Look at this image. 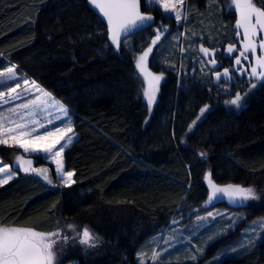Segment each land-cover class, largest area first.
Segmentation results:
<instances>
[{
	"label": "trees",
	"instance_id": "obj_1",
	"mask_svg": "<svg viewBox=\"0 0 264 264\" xmlns=\"http://www.w3.org/2000/svg\"><path fill=\"white\" fill-rule=\"evenodd\" d=\"M142 10L156 21L137 33L141 38H152L161 20L175 27L174 17L159 7H146L143 0ZM189 10L188 24L207 18L219 44L234 35L237 12L226 0H189ZM8 61L74 114L78 136L63 154L74 183L52 187L19 173L0 185V226L61 231L57 264H141L138 252L148 238L164 230L183 205L196 208L208 199L209 177L216 186H252L259 198L208 249L264 216V81L234 75V93L226 95L204 75L181 84L174 69L151 62L167 75L148 120L135 57L112 45L106 20L89 0H0V68ZM237 92L239 109L225 103ZM19 152L0 144V156L10 163ZM85 228L98 237L96 247L80 242ZM190 263L264 264V240L221 261L207 255L159 264Z\"/></svg>",
	"mask_w": 264,
	"mask_h": 264
},
{
	"label": "rangeland",
	"instance_id": "obj_2",
	"mask_svg": "<svg viewBox=\"0 0 264 264\" xmlns=\"http://www.w3.org/2000/svg\"><path fill=\"white\" fill-rule=\"evenodd\" d=\"M169 2H175V0H169ZM226 2L229 10H235V6L232 3V0H226ZM154 6L159 7L164 15L173 16L175 19L174 11L170 10L169 12H165L164 8L159 4H156ZM176 10L181 12L182 19L180 21H177L175 19V27L161 20L160 23L153 28L152 38H150L148 34L144 38H141L140 34H136L127 41V46H125L122 39V43L120 46L125 47L135 57L136 63L138 56L142 54V52L146 50L148 46H151V40L155 38L156 30L161 26H166L167 30L163 32V34L161 35V39L157 42V44L155 46H152L153 52L149 54L147 60L148 71L153 73L154 75H159L162 77L159 81V84L157 85L158 91H156V99L152 104L151 109H149L147 105L149 113L148 120L154 112L155 105L162 91V83L166 80L167 75L163 71L156 70L151 62L155 63L159 61L164 67L174 69L178 73L181 84H184L183 81H192L194 78L200 75H204L205 78L208 79L209 84L215 83L219 85L222 93L227 95L233 94L235 88L232 84V80L235 76L232 75V71L230 69H237L242 65L244 66V69L247 67L251 70V67L255 66L256 58L264 54L261 52L258 43L260 39H264V32H260L258 30L256 37V53L252 54L251 52H249L247 54L248 59H244V57L240 56V51H243L245 40L243 38V28L237 27V22L240 19L239 12L237 10H235L237 12V20L235 22L234 35L230 37V39H228L230 41L226 44H219V39L215 38V31L213 30L212 22L207 18L202 17L201 22L197 24L194 20H192L191 25L193 26L188 24V20L191 17L189 10V0H183V5L177 3ZM206 12L207 9L203 10L200 16H202ZM254 22L255 21L253 20V23ZM135 39H137L136 42ZM229 46H233L236 50L232 53H229ZM202 47L209 49L208 55H205L200 51ZM229 57L232 60L231 62L227 59ZM236 57L240 58V65L236 64ZM212 59L216 60L215 65L210 62ZM218 64L221 67V70H217ZM13 65L15 66L14 71L16 73L20 87L16 86V80H7L8 74L6 72V69ZM225 69L229 70L230 79L229 77L223 76ZM257 71L259 72L261 70L257 68ZM217 72L221 74L220 80H217ZM0 73L5 74V80L7 84L10 85V87H0V92L4 93V96L0 97V115L6 116L9 118V120L16 121L17 123H24L26 125L25 130L28 131L31 136H34L36 134L31 132V129L33 127H37V130L40 134H44L46 128L47 130L55 131L56 126L65 129L71 127L72 132L66 133L65 140L69 136L72 137V143L76 140L78 133L74 128V114L62 100L58 99L55 95H53V93H51L39 82H37L34 78H31L28 74L22 72L16 66V64L11 61H8L3 67L0 68ZM138 73L142 82V93H144V91L149 88V81L145 79L144 75L140 73L139 69ZM25 78H27V84L24 83ZM248 79H250V81L255 84H259L260 82L264 81L263 79L257 77H249ZM33 81H35V84L38 85L39 88L43 89L45 92L50 93L51 97L55 101L63 104L68 109V117L71 120L70 124L66 122L62 123L60 119H57L56 117L60 116L61 114L50 106L47 107L46 111H40L35 116L28 115V112L30 110L35 109L37 105L41 104L47 99L32 87ZM10 88H15V92L11 93V95L18 98L11 100L9 99ZM37 96H40L41 100L37 101V105L31 104L30 101L35 99ZM143 98L147 103V98L144 95ZM23 104H29V108L25 109L19 107ZM13 109H15V112L12 111ZM21 116L23 117V121L20 120ZM31 120L37 121L38 124L45 125L46 128L38 127V124L30 123L29 121ZM49 120H52L54 123H49ZM5 127L15 128V124L5 123ZM18 131L20 130L18 129L17 132ZM5 138L9 139V143L4 145L14 146L20 149V152L15 155L13 162L11 163L4 160L0 156V166L5 167L6 172H14V177L18 176L19 173L33 174L41 178L44 182L52 187L64 185L61 182L60 178L57 176V166L55 164V161L52 160L50 156L48 157V159H45L44 156L47 154L43 152H25L23 148H20L15 142L12 141V139L10 138V134H5ZM21 142L27 143L31 147L30 139L28 137L21 138ZM47 143H49V141L47 140L40 141L39 145H45ZM63 143L64 140H61V144ZM71 144H69L68 146H70ZM59 147L60 145H57V148ZM63 154L64 152L62 153L63 170L65 172H72V179L74 181V171L66 168ZM17 157H22L23 161L31 160V168H37L41 170L47 169V175L52 183H48V181L43 178V175L37 172L23 171V168L29 167V165L27 163H22V161H18L16 159ZM5 175L6 173H0V178H3ZM216 187L224 188L227 186ZM216 195L218 197L217 201L207 207L204 206V203L208 201V199L203 203L202 206L196 208H189V206L183 205L164 230L148 238L142 245L138 252V259L141 264L170 263L172 261L185 260L186 256L191 257L190 259H193V257L195 256L197 259V257L207 255L212 256V258L216 261H221L225 257L242 255L246 251L253 248L258 242L264 240V223H261L264 222L263 216L248 222L241 232V235L229 238L227 241L218 246V248L208 249L215 238H218L229 231H233V229L236 228L237 224L242 219H244L247 214V210L245 209V207L252 202V199H249L241 203L239 198H237L234 202L228 195L219 192H217ZM209 196H213L212 188ZM220 202L226 203L227 206L221 207L219 205ZM254 224L256 225V227H252ZM154 253L158 255L154 256ZM74 263L75 262H69L67 264ZM55 264H57L56 254Z\"/></svg>",
	"mask_w": 264,
	"mask_h": 264
},
{
	"label": "snow or ice",
	"instance_id": "obj_3",
	"mask_svg": "<svg viewBox=\"0 0 264 264\" xmlns=\"http://www.w3.org/2000/svg\"><path fill=\"white\" fill-rule=\"evenodd\" d=\"M89 3L94 6L95 9H98L99 14L102 15L103 19H106L108 33L110 36L111 43L116 46V49H119L122 43L121 37H123V43L127 46V41L135 36L138 32L146 30L148 27H151L153 22V17L151 15L142 14L140 11V0H89ZM177 3L183 5V0H175V2H169V0H145V6L150 7L156 4H159L164 8L165 12L174 11L175 19L180 21L182 19V14L180 11L176 10ZM232 3L235 6V10L239 12L240 19L237 22L238 28H243V38L245 40L243 51H240V56L244 59H248V53L251 52L255 54L257 51V32H264V0H232ZM260 6H257V5ZM253 20L255 21L253 23ZM166 26H161L155 32V38L151 40V46H148L146 50L140 54L136 60V68L139 69L140 73L144 75L145 79L149 81V88L144 91L143 95L147 98V105L151 109L152 104L156 99V91H158L157 85L161 80V76L154 75L149 72L147 69V60L149 54L153 52V47L161 39V35L165 32ZM259 48L261 52L264 53V39L259 40ZM233 46H229L228 52L232 53L235 51ZM201 52L205 55L209 54L208 48H201ZM213 65L216 64V60L212 59L210 61ZM237 65L241 64L239 57L235 58ZM15 66L8 67L6 72L8 74L7 80H16L17 87H20L19 81L17 80L16 73L14 71ZM259 68L261 71H257ZM251 77L264 78V54L260 55L255 60V66L251 67ZM217 80L221 79V74L217 72ZM223 76L229 77V70L225 69ZM230 79V77H229ZM24 83L27 84V78H25ZM9 86L5 80V74L0 73V87ZM255 84H252V87H255ZM264 87V83L261 84ZM32 87L42 94L43 97L47 98L41 104L37 105V101L41 100L40 96H37L35 99L30 101L31 104L37 105L35 109H32L28 112L29 116H35L40 111H46L47 107L54 108L61 115L57 116V119H60L62 123H71L70 118L68 117V109L58 101H55L51 94L45 92L43 89L39 88L35 84V81L32 82ZM27 91V90H26ZM15 92V88H10L9 99H16L18 97L12 96L11 93ZM247 95V94H245ZM4 96L3 92H0V97ZM242 96L239 92L236 93L235 97L229 101H225L227 105H234L236 108L243 107L241 103ZM19 107L28 109L29 104H23ZM208 110V105H205L200 109V114L203 115L205 111ZM15 112V109L12 110ZM200 119V116H197L196 120L189 125V131L192 130V127L196 124L197 120ZM20 120L23 121V117H20ZM33 124H38L37 121H29ZM5 123L15 124V128L5 127ZM49 123H54L52 120H49ZM38 127H45L43 124H38ZM20 130L17 132V130ZM26 125L24 123H17L16 121L9 120L8 117L0 115V144H8L9 139L5 138V134H10V138L15 142L20 148H23L25 152H43L47 155L44 156L45 159H48L50 156L56 164V173L60 178L61 182L68 186L74 183L72 177V172H65L63 170L62 163V153L72 143V137L69 136L65 140L66 133L72 132L71 127L67 129L56 126L55 131L47 130L44 134H40L37 130V127H33L31 132L36 133L34 136H31L28 131L25 130ZM28 137L30 139L31 147L27 143L21 142V138ZM49 141L45 145H39L40 141ZM61 140H64V143L61 144ZM57 145H60L57 148ZM201 156H206V153H201ZM22 163H27L29 167L23 168V171H33L43 175V178L52 183L47 175V169H37L31 168V160L23 161L22 157L16 158ZM0 173H6L3 178H0V185L8 183L9 180L14 178V172L7 171L5 167L0 166ZM209 185L213 189V196L219 192L224 193L230 197L234 202L239 198L240 202L247 201L249 199H258L259 195L256 190L252 187H241L233 186L229 184L227 187L218 188L214 185L209 177ZM213 196L208 197L210 202L213 199ZM264 223V222H261ZM69 228H73V225H68ZM252 227H256L254 224ZM60 238V232L53 233H41L29 228H19V227H2L0 226V264H55V252L54 245L57 243V239ZM64 240H67L68 237H63ZM82 244H88L90 247H96L99 242L98 237H94L89 229L85 228L82 233V238L80 240ZM158 254L154 253V256ZM196 257L194 256L193 259Z\"/></svg>",
	"mask_w": 264,
	"mask_h": 264
},
{
	"label": "flooded vegetation",
	"instance_id": "obj_4",
	"mask_svg": "<svg viewBox=\"0 0 264 264\" xmlns=\"http://www.w3.org/2000/svg\"><path fill=\"white\" fill-rule=\"evenodd\" d=\"M156 17V16H155ZM224 57V56H223ZM216 58H217V54H216ZM230 62L232 61L231 59H230V57L229 58H227ZM217 62H218V59H217ZM217 70H221V67L219 66V64L217 65ZM231 71H232V75H240V76H245V77H249L250 75V73H251V70H250V68H245L244 69V66H239L237 69L236 68H231L230 69ZM251 77V76H250ZM261 79H263L264 80V78H261ZM236 79L234 78L232 81H235Z\"/></svg>",
	"mask_w": 264,
	"mask_h": 264
},
{
	"label": "water",
	"instance_id": "obj_5",
	"mask_svg": "<svg viewBox=\"0 0 264 264\" xmlns=\"http://www.w3.org/2000/svg\"><path fill=\"white\" fill-rule=\"evenodd\" d=\"M142 4H143V0H140V11H141V13L142 14H145V15H151L152 17H153V22H152V24H151V27H153L154 26V24H155V21H156V17H155V15H154V13H152V12H144L143 10H142ZM98 10V9H97ZM102 16V15H101ZM106 20V19H105ZM151 27H148V28H151ZM147 28V29H148ZM139 33V32H138ZM121 39H123V37H121ZM217 195L215 194L214 196H213V199L209 202V201H206L205 203H204V206H210V205H212L214 202H216L217 201Z\"/></svg>",
	"mask_w": 264,
	"mask_h": 264
},
{
	"label": "crops",
	"instance_id": "obj_6",
	"mask_svg": "<svg viewBox=\"0 0 264 264\" xmlns=\"http://www.w3.org/2000/svg\"><path fill=\"white\" fill-rule=\"evenodd\" d=\"M190 258H191V257H189V256L187 257V256H186V259H185V260H178V261H172V262H188V261H191V260H193V261L196 260V258H195V259H190ZM197 258H198V257H197Z\"/></svg>",
	"mask_w": 264,
	"mask_h": 264
},
{
	"label": "bare ground",
	"instance_id": "obj_7",
	"mask_svg": "<svg viewBox=\"0 0 264 264\" xmlns=\"http://www.w3.org/2000/svg\"><path fill=\"white\" fill-rule=\"evenodd\" d=\"M191 264V263H190Z\"/></svg>",
	"mask_w": 264,
	"mask_h": 264
}]
</instances>
